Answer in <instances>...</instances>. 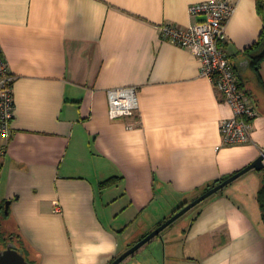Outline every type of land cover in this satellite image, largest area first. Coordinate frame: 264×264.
<instances>
[{
    "label": "crops",
    "instance_id": "obj_1",
    "mask_svg": "<svg viewBox=\"0 0 264 264\" xmlns=\"http://www.w3.org/2000/svg\"><path fill=\"white\" fill-rule=\"evenodd\" d=\"M203 1L214 0H0V49L14 78L10 137L0 136L4 211L10 202L0 250L12 243L29 264H111L192 195L264 152L256 0H229L224 29L257 112L245 143L222 144L232 108L195 55L159 37L163 23L200 22L188 9ZM122 87L137 89L138 110L110 120L106 92ZM263 179L264 170L245 173L164 231L171 264H264ZM164 232L121 264H166L164 247L144 251Z\"/></svg>",
    "mask_w": 264,
    "mask_h": 264
},
{
    "label": "built area",
    "instance_id": "obj_2",
    "mask_svg": "<svg viewBox=\"0 0 264 264\" xmlns=\"http://www.w3.org/2000/svg\"><path fill=\"white\" fill-rule=\"evenodd\" d=\"M188 10L191 16L201 17L202 20L186 29L163 23L159 27V37L195 55L201 74L212 81L224 102L232 108L233 116L221 125L222 144L245 143L250 138L252 121L257 112L241 89L223 46L226 42L225 24L233 4L229 0L203 1L190 5ZM13 81L0 49V136L5 139L10 137L13 119ZM106 95L110 120L129 118L138 110L137 89L134 87L109 89Z\"/></svg>",
    "mask_w": 264,
    "mask_h": 264
},
{
    "label": "water",
    "instance_id": "obj_3",
    "mask_svg": "<svg viewBox=\"0 0 264 264\" xmlns=\"http://www.w3.org/2000/svg\"><path fill=\"white\" fill-rule=\"evenodd\" d=\"M252 170H255V171L264 170V152L261 153V155L255 161H253L250 165H248L247 167H245L238 173L226 178L225 180L221 181L220 183L211 187L210 189L206 190L199 197H197L192 202L184 206L182 209H180L178 212H176L172 216H170L166 221H164L162 224L156 227L153 231H151L145 237H143L140 241H138L135 245L130 247L122 255L116 258L111 264H121L127 258L132 256L135 252H137L139 249L144 247L147 243H149L154 238L159 236L162 231H164L168 226L173 224L176 220H178L184 214L189 212L195 206L199 205L206 199L210 198L211 196L215 195L219 191L223 190L225 187L233 183L239 177H241L245 173L252 171ZM9 204L10 202L6 201L5 211L8 210ZM0 264H29V263L25 260L24 256L22 255V251L18 250L14 244L9 243L6 249L0 250Z\"/></svg>",
    "mask_w": 264,
    "mask_h": 264
},
{
    "label": "trees",
    "instance_id": "obj_4",
    "mask_svg": "<svg viewBox=\"0 0 264 264\" xmlns=\"http://www.w3.org/2000/svg\"><path fill=\"white\" fill-rule=\"evenodd\" d=\"M256 4H257V10L258 12L264 17V0H256ZM260 48L262 50L261 53H258L255 57H254V66H259L260 63L264 60V28H263V31L261 33V36H260V39L257 43H255L252 47V49H256V50H260ZM223 181V180H221ZM221 181H217L215 183H213L212 185L208 186L205 190H207L208 188L218 184L219 182ZM113 180L112 179H109L103 183H101V187H104V186H108L110 184H112ZM204 191V190H203ZM256 200H257V203L259 205V209H260V212H261V218H262V222L264 224V179L262 181V184H261V187L260 189L258 190L257 192V196H256ZM186 205V203H182L179 207H177L175 209V211H173L172 215L175 214L177 211H179V209H181L182 207H184ZM171 215V216H172ZM6 215H5V211H4V206H0V219L1 218H5ZM175 223V222H174ZM160 225V224H159ZM158 225V226H159ZM173 224H171L170 226H168L164 231H166L168 228H170ZM164 231H162L161 233H163ZM10 236H14L13 234H11ZM158 237V236H157ZM7 237H5V235L2 234V232L0 231V248L4 247L5 244H6V239ZM15 238V237H14ZM15 240V239H13Z\"/></svg>",
    "mask_w": 264,
    "mask_h": 264
},
{
    "label": "rangeland",
    "instance_id": "obj_5",
    "mask_svg": "<svg viewBox=\"0 0 264 264\" xmlns=\"http://www.w3.org/2000/svg\"><path fill=\"white\" fill-rule=\"evenodd\" d=\"M213 187V186H212ZM211 188V187H210ZM210 188H208V189H210ZM207 189V190H208ZM206 190H204V191H202V192H199V193H197V194H195V195H192L189 199H187L185 202H183V203H186V205L187 204H189L190 202H192L194 199H196L197 197H199L201 194H203L204 192H205ZM185 205V206H186ZM183 208V207H182ZM181 208V209H182ZM198 209H199V207H197V206H195L193 209H191L189 212H187L186 214H184L182 217H180L178 220H176L175 221V223H173V225L170 227V228H168V230L169 229H171V230H173V229H176L177 227H179L184 221H185V219H187V217H191V216H194L195 214H196V212L198 211ZM180 210V209H179ZM178 212V211H177ZM170 217V215H168V217H167V219ZM167 219H165L164 221H166ZM163 221V222H164ZM162 222V223H163ZM161 223V224H162ZM158 227V226H157ZM168 230H166V231H168ZM165 233L166 232H164V238H163V236H160L158 239H156V240H154L153 242H151L150 244H148L147 246H146V248H145V250L144 251H146V250H148L149 248H152V247H155L156 245H158V246H160V249L162 248L163 249V247L165 248V252H164V257H163V259H164V261L166 262V264H171V249H172V246H173V244H171L170 243V237H168V236H165ZM3 235H5L4 233H2ZM8 234H6L5 236H7ZM162 238L164 239V245H163V243H162ZM158 241H159V243H158ZM158 243V244H157ZM158 246H156V247H158ZM180 249H181V247H180ZM141 255V254H140Z\"/></svg>",
    "mask_w": 264,
    "mask_h": 264
}]
</instances>
